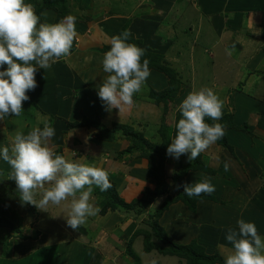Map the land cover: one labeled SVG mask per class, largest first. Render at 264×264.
I'll return each mask as SVG.
<instances>
[{
	"label": "crops",
	"instance_id": "1",
	"mask_svg": "<svg viewBox=\"0 0 264 264\" xmlns=\"http://www.w3.org/2000/svg\"><path fill=\"white\" fill-rule=\"evenodd\" d=\"M116 1L110 0V4L116 7ZM86 2L83 5L85 9L81 8L79 12L67 13V15L76 17L77 36L73 42L71 54L53 64L49 69H38L35 76L38 86L34 91L26 93L30 98L28 101L33 105H38L41 101H38L36 97L42 98L49 92L51 97L48 99V103H50L52 109L46 110L47 108L45 107L42 112H44L46 119L41 116L38 119L49 120L51 122L49 123L50 126L54 127L57 133L61 131V135L69 134V139L71 138L70 136L78 137L81 133L86 135V132H82L84 130L87 131V134L97 133V136H99V130L95 127L73 128L70 126L73 122L82 121L84 117L96 119L97 114L101 115L102 119L99 117L97 119H100L104 125L110 128L106 122L108 119L116 120L114 121L115 123L125 125L127 124L126 120H137L138 114L148 115L153 103L148 100L144 103L145 95L147 97L152 89L163 91L167 88L166 85L168 86V80L164 74L150 70L151 75L147 78L141 91L134 95V105L129 110L120 115L118 109H113L111 112L105 110L102 101L97 95L98 89L96 87L108 75L103 71L101 62L105 53L103 49L110 46V38L114 35H119L124 27L131 29L132 34L136 36L135 38L145 39L144 46L151 49L156 44V27H158L161 19L177 18L178 14L180 17V14H183L182 19L185 18L186 20L183 19L180 23L190 24L189 14L185 10L195 16H197L198 12H203L205 15H203L202 19L196 17L202 23L212 19L211 17H219L218 15L224 12L226 15L229 14V24L232 25L234 30H237L234 32L245 30L252 36L255 34L259 44H256L257 42L255 43L253 38H251L253 39L251 40L252 42L246 39V45L242 46L241 50L239 49L241 57L237 56V60H234L235 74L232 71L228 76L231 77L229 83L233 88L238 85L244 90L241 93L239 90L233 91L231 89V94L228 97L231 96L232 99L238 97L239 93L243 94L247 100V105H249L246 108H236L231 105V101L229 102L230 104L226 103L224 105L225 112L223 115L233 110L234 122L239 126L248 125V131L236 128L227 129L228 141L234 148L235 153L232 154L228 149L216 142L201 153V164L207 165L215 174L208 175L205 170H190L180 180L181 183L179 181L176 182L174 173L169 176L162 175V165L165 168H169V163L175 164L173 167H176L174 171L176 172L179 167V172H181L194 161H188L187 155H182L179 160L169 156L164 160L157 159L158 174L161 179L165 180L168 192L158 197L152 204L154 205V203L156 204L165 198L162 202L163 205L167 196H176L182 193V187L177 191L170 187V184L173 186L179 184L191 185L196 181H200L204 176L211 177V183L215 187V191L212 193L213 200H201L195 204V209H191L187 204L179 201L172 204L161 218L165 224L164 227L167 225L165 229L170 239L182 241L179 239L182 238L185 242L182 245H188L195 241L205 248L207 254L214 255L219 253L225 258L232 251V245L226 240L227 231L229 228H234L232 227L233 224L237 226L239 219L255 223L258 233L264 236V128L258 126L260 118L264 117V69H262L263 71L258 69L261 64L264 65V0H123L125 4L121 5L123 2L120 3L117 10H109L106 13L96 12L95 14L94 10L93 13L90 11L91 5ZM102 4L103 10H105L104 5L106 3L102 2ZM233 6L235 8H232ZM127 7L130 8L126 9ZM217 7L218 9H216ZM221 7L223 8L220 9ZM96 8L101 9V4ZM140 8L146 10L149 15L150 23L147 25L145 20L135 16V12L141 10ZM212 9L216 10L213 11ZM43 12H47L48 15L47 17L41 16V22L57 23L63 19H58V14L53 10ZM239 24H242V27ZM140 27L144 28V32L151 31L153 35L150 38L154 40L141 36L138 31ZM160 27L162 32H167L170 35L176 33L174 28L170 30L162 27V25ZM189 28L190 31L193 30V28ZM185 31L184 27L180 33L184 42L188 38L183 33ZM171 40L174 43V36ZM240 45L243 44L240 43ZM239 58H242V61L238 60ZM224 67L221 64L220 67L218 66V71L221 72ZM236 69L239 73H237ZM223 94L225 92H222L221 96H224ZM145 105L146 107L151 105L150 108H147L148 112H146ZM179 119L178 115L171 130L172 138L175 135V124L178 123ZM93 136H88V143L83 139L82 142L91 148L86 155H84V152H80L83 156L80 160L78 158L77 162L84 164L87 162L105 169L108 177L114 183H116L115 179L118 176L124 174L122 173L123 170L127 169L124 163H128L129 169L133 170V172L141 171L146 173L147 184L149 185L148 187L145 186L144 190L148 188L154 190L156 188L155 180L149 177L148 161L144 158L136 157L138 155L131 154V152L123 153L124 140L108 141L93 138ZM122 139L129 141L124 137ZM82 142L81 145L76 146L82 149L84 147ZM1 144H5V142H1ZM113 145L121 146V149L119 150ZM129 146L130 143L126 148ZM90 150L92 153H90ZM0 162L4 164L0 165L2 170L9 172L7 170L9 165L3 160ZM225 162L230 165L227 172L224 170ZM179 172H176V175ZM117 184L116 189L119 193L120 186ZM94 189L98 190L95 193L96 201L92 198V202H94L92 204L99 202L105 206L108 202L107 193L102 192L99 187H94ZM171 208L178 209L169 212ZM111 212L102 214V217L108 218ZM66 237V240L69 241L73 238V235ZM32 247L37 249V246ZM25 250L27 249L23 251ZM110 262L111 259L108 260V263Z\"/></svg>",
	"mask_w": 264,
	"mask_h": 264
},
{
	"label": "rangeland",
	"instance_id": "2",
	"mask_svg": "<svg viewBox=\"0 0 264 264\" xmlns=\"http://www.w3.org/2000/svg\"><path fill=\"white\" fill-rule=\"evenodd\" d=\"M84 2H86V0H66L65 3H63V7H66L67 12L69 13L74 11L79 12L81 8L85 9L83 6L85 5ZM102 2L106 3V5H104L105 10H103ZM122 2L123 0H117L115 2L116 7L110 4V0H88L86 3L91 5L90 11L93 13L94 10L95 14L96 12L106 13L109 10L115 11ZM28 3L34 5L35 12L37 13L36 5L40 7L43 4V0H30ZM100 4L101 9L96 8L100 6ZM123 4H125V2L121 5ZM129 8L130 7H127L126 9ZM222 8L223 7L220 9ZM232 8H235V6ZM140 9L141 10H138V12L133 10L135 16L145 20L147 22L146 25L149 24L150 18H148V13H146V10L143 8ZM216 9H218V7ZM185 12L189 14L188 16L190 17V19L188 18L190 21L189 25L180 23L181 20L185 19H182L183 14H180L181 17L178 14L177 18H163L159 21V25L156 27L157 40L153 49L144 46L145 39L136 38L137 41H140L139 47L145 48L146 53L159 57L161 61L165 62L166 65L177 72V78L180 83L178 86V94L172 104L169 119L173 118L174 125L175 118L178 115L182 118L177 111L179 104L186 98L189 92L199 90L202 87L212 88L219 96L223 101V113L225 112L224 105L230 101L231 105H234L236 108L248 107L249 105H247V100L243 94L242 96L239 93L238 97L232 99L231 96L228 97L229 94H231V89H233V91L239 90L241 93L244 92V90L238 85H235L233 88L229 83L231 77L228 76L232 71H234L235 74L236 67L234 60H237V56L241 57L239 51L242 46L246 45V39L250 42L254 39L255 43L257 42L256 44H259L258 38L255 37V34L252 36L245 30L234 32L237 30H234L232 25L229 24V14L226 15L224 12L219 14V17H211L212 19H208L203 23L198 19H202L203 15H205L203 12H198L197 16L191 14V12L189 13V11L185 10ZM161 25L170 30L174 28L176 33L170 35L167 32H162ZM239 25L242 27V24ZM183 26L186 29V33H183L188 37L185 42L182 41V35L180 34L184 28ZM189 27L193 28V30L190 31ZM143 29L144 28L140 27L138 31L141 36H144V38H150L153 35L151 31L144 32ZM173 36L174 43L171 40ZM240 43L243 45H240ZM258 50H260V48H258ZM228 52H231V55H228ZM238 60L242 61V58H239ZM221 64L225 67L219 72L218 66L220 67ZM258 69L259 71H263L262 69H264V65L261 64ZM2 70L4 69H0V71ZM237 73H239V71H237ZM165 77L167 78L169 85V79L167 76ZM217 86H219V88H217ZM166 87L168 86L166 85ZM220 91L223 93L225 92V94H223L225 97L221 96L222 92ZM150 92L147 96L148 99L145 95V99L143 100L144 103H146L147 100L150 101V103H153L149 112L147 111V108H150L151 105H147V107L145 105L148 115L138 114L136 117L137 120H126L127 124L125 125L133 127L137 133L143 135L150 143L160 147L163 143V139L160 135V128L164 122V106L163 104H157L150 96ZM50 97L49 92H47L42 98L36 97L38 101H41L38 105H33L30 101H25L26 103H22V108L26 112L23 111L19 117L13 115L5 116L4 120L0 121V149L3 147H9V149H11V144L16 132L19 131L27 134L28 131L34 127L43 128L45 123H51L49 120L44 121L38 119L39 116L43 118L46 117L44 112H42L45 110V107L47 108L46 110H50L49 108L52 109L50 103H48ZM33 103L35 102L33 101ZM100 116L101 115L97 114L96 118L99 117L102 119ZM114 121L116 120L108 119L106 122L107 125L112 128L115 124ZM167 121L170 123V120L167 119ZM172 128L170 129V132ZM82 132H86V135L81 133L78 137L70 136L71 138L69 139V134L61 135V131H58L60 134L56 132L55 136L49 141V147L56 154L63 155L65 159L69 161L75 160L77 162V159L79 158L78 160H80L83 156L80 152H84V155H86L91 148L82 142L83 139L88 143L89 135H94L95 137L93 136V138H100L97 136V133L87 134L86 130ZM121 136H123L121 132H118L115 136V141L124 140L122 151L123 153H130L128 149L129 147H126L129 143L131 145V142L122 139L123 137ZM170 137L172 139L171 133ZM79 141L83 143L84 147L82 149L76 146L81 145V142ZM1 142H5V144H1ZM113 147H117L119 150L121 149V146L113 145ZM135 151L133 153L131 152V154H137L138 156L136 157H139V151ZM72 152L77 153L78 156L73 157ZM90 153H92L91 150ZM1 160L2 159H0V161ZM2 163L3 162H0L1 166L4 165ZM86 164L92 165L87 162ZM124 165L127 166V169L123 170L122 173L124 174L118 176L115 179V182L120 186L119 196L123 198L126 203L130 204L133 203L134 200L145 197V192L150 189L148 188L147 190H144L145 186L148 187L149 185L147 184L146 173L141 171L133 172V170L129 169L128 163H124ZM94 166L98 167L97 165ZM174 166L175 164L169 163V168H165V166L162 165L161 174L169 176L174 173L177 177L176 172H179V167L175 172L174 169L176 167L173 168ZM7 170L10 171V167L7 168ZM170 170H172V172H170ZM0 173H2L0 174V218H4L6 221L12 223V225H3L0 223V264H136L134 260L127 255L129 241L134 234H136L138 229L142 228L144 221H146L151 215L155 214L165 199H161L158 204H152L151 208L143 214L138 213V211H140V206L136 205L134 209L127 212L124 210H118L115 212L110 211L111 213L108 218L102 217L103 215L101 211L104 204L101 205L98 202L93 205L100 208L101 211L95 216L88 217L87 222L81 225L77 231L72 230L66 225L65 217L68 212L66 207L67 202H62L59 206L50 204L46 209L47 212L41 211L33 205L23 204L19 199V193H17L15 182L8 180V172L1 168ZM94 187L92 197L94 201H96L95 193L98 189H94ZM39 198L38 195L37 199ZM90 203H94L92 202V199L90 200ZM176 209L178 208H171L169 212H173ZM162 221L163 219H160L159 223L164 227L165 224ZM232 227L236 228L237 226L233 224ZM71 234L73 235V238L67 241L66 236H71ZM179 239L182 241L174 242L181 245L185 244L184 239ZM32 246H37V249ZM145 247L144 237H137L133 243V249L140 256L142 264H151L153 260L156 261V264H186V262H181L176 256L161 255L156 252L147 253ZM24 249L27 250L23 251ZM110 259L111 262L108 263V260Z\"/></svg>",
	"mask_w": 264,
	"mask_h": 264
},
{
	"label": "clouds",
	"instance_id": "3",
	"mask_svg": "<svg viewBox=\"0 0 264 264\" xmlns=\"http://www.w3.org/2000/svg\"><path fill=\"white\" fill-rule=\"evenodd\" d=\"M47 15V12L37 15L34 5L26 0H0V69H4L0 71V121L5 116H21L22 103L30 99L26 93L38 86L35 79L38 69H49L71 54L77 36L76 17L67 15L57 23L41 22V16ZM131 36V29H124L110 38V50L101 61L108 75L96 86L105 110L118 109L119 115L134 105V95L151 75L150 61L142 59L146 49L130 43ZM222 109L223 101L212 88L189 92L178 106L182 118L175 124V135L166 154L176 160L182 155H187L190 162L196 160L224 137V125L215 122L222 119ZM205 118L214 123H206ZM55 134L49 123L43 128L34 127L27 134L18 131L11 149H0V159L9 165L8 180L15 182L23 204L47 212L50 204L59 206L67 202L66 225L77 230L88 217L101 211L90 203L93 187L105 192L112 185L105 169L56 154L49 147ZM72 155L75 157L77 153ZM229 168L225 162V172ZM211 179L204 176L191 185L170 184V187L177 191L182 187L183 194L189 198L211 195L215 191ZM226 240L232 251L224 264H264V237L255 223L239 219L235 229H228Z\"/></svg>",
	"mask_w": 264,
	"mask_h": 264
},
{
	"label": "trees",
	"instance_id": "4",
	"mask_svg": "<svg viewBox=\"0 0 264 264\" xmlns=\"http://www.w3.org/2000/svg\"><path fill=\"white\" fill-rule=\"evenodd\" d=\"M65 1L66 0H43V4L40 7L36 5V14L40 15L43 11L53 10L58 14V19L64 18L68 13L67 8L63 7V3H65ZM28 2H30V0H26V3ZM124 29L127 28L124 27L122 31ZM129 42L135 43L137 46H140V41H137L133 34ZM103 50L107 52L108 50H110V46L105 47ZM142 59H148L150 61V70L158 71L167 76L169 79V85L165 90H151L150 92V96L155 100V102L159 105L163 104L164 106V122L162 123L160 128V135L163 139V143L160 147L150 143L147 139H145L143 135L137 133L133 129V127L128 125L115 123L112 128H108L100 121V119H90L86 117H84L82 121H76L70 124V126L73 128L95 127L99 130L100 139H105L108 141H114L117 133L121 132L123 137L131 142V145L128 148L129 152L133 153L135 150H138L139 157L144 158L148 161L149 177L154 179L156 182V188L154 190H148L147 192H145V197L134 200L133 203L128 204L123 198L119 196V193L116 189V184L110 180L112 187L108 191H105L108 195V202L102 208L101 212L103 215L109 211L115 212L118 210H124L125 212H127L131 209H134L136 205L140 206V211L137 210L138 213L143 214L144 212H147L149 210L152 203L158 197L168 192L165 180L161 179L158 174L157 159L163 160L168 157L166 152L168 145L171 143L170 129L173 126V118L169 119V116L172 104L178 94V86L180 82L177 78V72L168 65H166L165 62L161 61L159 57H155L152 54L146 53L145 57H143ZM230 108L232 107L230 106ZM167 119L170 120V123L167 121ZM205 122L209 124L214 123V121L210 119H205ZM215 122L223 124L225 128L224 137L218 140L217 143L220 146L228 149L232 154H234V148L230 145L228 141L227 129L236 128L242 131H248V125H237V123L234 122L233 110L223 115L221 120ZM258 126L264 128V117L260 118ZM201 163L202 162L200 154L199 157L194 160L192 164L188 165L184 170L181 171V173L179 172L177 174L176 182H180L183 176H185V174L190 170H205L208 175L215 174V172L208 168L207 165ZM206 199L213 200L212 194H201L200 196H194L192 198H189L188 196L183 194V188L182 193L176 196H167V199L165 200L163 205L159 207L155 214L151 215L146 221H144L142 228L138 229L136 234H134L132 239L129 241L127 255L131 257V259H133L136 264H142L140 256L133 249V243L137 237L143 236L146 245L145 251L147 253L156 252L161 255L176 256L181 262H186V264H224L225 258H223L219 253L209 255L206 253L205 248L195 241L188 245H181L174 242L168 236L166 229L159 223V220L163 217L165 212L169 209L172 204L181 201L187 204L191 209H195V204L197 202ZM0 223H2L3 225H12L11 222L6 221V219L4 218H0Z\"/></svg>",
	"mask_w": 264,
	"mask_h": 264
}]
</instances>
